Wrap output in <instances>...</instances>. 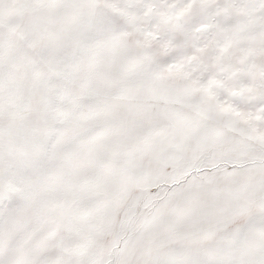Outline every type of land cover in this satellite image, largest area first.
Masks as SVG:
<instances>
[{
	"label": "snow or ice",
	"instance_id": "obj_1",
	"mask_svg": "<svg viewBox=\"0 0 264 264\" xmlns=\"http://www.w3.org/2000/svg\"><path fill=\"white\" fill-rule=\"evenodd\" d=\"M0 264H264V0H0Z\"/></svg>",
	"mask_w": 264,
	"mask_h": 264
}]
</instances>
